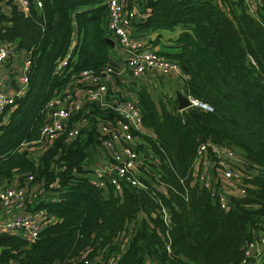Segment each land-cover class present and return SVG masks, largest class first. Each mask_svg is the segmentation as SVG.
<instances>
[{"label": "trees", "instance_id": "obj_1", "mask_svg": "<svg viewBox=\"0 0 264 264\" xmlns=\"http://www.w3.org/2000/svg\"><path fill=\"white\" fill-rule=\"evenodd\" d=\"M26 1L22 11L0 0V44L27 52L29 62L26 90L0 112L6 116L0 120V186L25 180L24 210L41 211L45 223L32 240L0 236V264H107L114 255L111 264H263L244 252L264 232V0H123L136 29L178 30L175 52L159 53L188 75L181 91L211 110L177 111L166 98L168 110L142 83L132 88L148 132L137 133L136 144L145 156L144 187L122 182L119 191L98 187L87 175L90 153H106L98 128L116 117L111 108L85 102L67 121L73 127L88 117L75 137L65 142L62 131L40 147L36 161L25 149L35 146L47 100L72 91L81 69L116 66L104 0ZM73 29L70 59L58 71ZM205 141L231 146L243 159L239 170L248 173L244 192L229 195L226 209L192 176L196 148Z\"/></svg>", "mask_w": 264, "mask_h": 264}, {"label": "built area", "instance_id": "obj_2", "mask_svg": "<svg viewBox=\"0 0 264 264\" xmlns=\"http://www.w3.org/2000/svg\"><path fill=\"white\" fill-rule=\"evenodd\" d=\"M16 9L25 11L26 0H12ZM38 5L39 2L36 1ZM107 9L105 18V30L114 37L119 49L121 69L116 66H105L100 70L92 68L81 69L77 74L72 91L67 90L64 94L57 95L47 100L43 105L44 122L38 129V137L35 145L47 147L63 131V140L69 141L78 133V127L87 124V118L82 117L78 125L67 127L69 117L80 111L85 102L94 103L98 108H111L116 116L114 120L100 122L98 131L104 135L103 148L109 152V160L98 164L93 169L90 182L98 187L110 185L119 191L122 182H128L137 188H143L144 182L139 179L142 162L145 159L137 148V133L148 134L142 130L140 113L131 98L122 97L121 94H109L105 98L109 81H120L126 88L123 95L132 88H136L135 81L144 76L155 77V72L171 73L177 80L183 83L188 75L182 72L175 61H172L159 52L148 47L146 43L138 40L132 33L134 20L133 9H126L123 0H104ZM248 12L253 13L254 1L247 2ZM12 49L0 44V65L11 54ZM70 53L66 54L57 62L56 69L61 71L67 65ZM28 61L24 65V74L19 79L26 83V70ZM124 75L126 78H122ZM129 83H128V81ZM14 95L5 96L0 93V112L9 106ZM189 103V107H197L202 110H211L209 105L191 96L183 94ZM243 159L231 146L226 143H213L209 141L198 144L193 160L191 172L199 185L208 189L210 195L218 203L219 207H228L229 195L226 194L212 177H221L224 181H232L235 184V192H244L242 183L248 178L246 171H240ZM215 172V173H214ZM218 173L219 175H217ZM31 176L27 177L30 180ZM26 189L24 185L7 184L0 187V205L5 213L15 212L11 219H3L0 224V232L17 231L24 234L25 238L32 240L38 234L45 223L44 216L39 211H25ZM162 220L168 222V214L164 208L160 209ZM245 258L259 260L264 264V232L255 236L254 241L247 245L244 252ZM118 255L111 257V264ZM242 260L240 264H244ZM83 264H93L85 262ZM101 264V263H97Z\"/></svg>", "mask_w": 264, "mask_h": 264}, {"label": "crops", "instance_id": "obj_3", "mask_svg": "<svg viewBox=\"0 0 264 264\" xmlns=\"http://www.w3.org/2000/svg\"><path fill=\"white\" fill-rule=\"evenodd\" d=\"M16 1V0H14ZM7 6V5H6ZM7 13H9V8L7 6ZM107 32V31H106ZM133 35L138 39L143 41L150 47L151 49L159 52L158 50V43L161 45L162 50L164 52H160L163 54L172 53L175 52V48L172 47V40L175 38V36L178 33L177 29L173 30H167V29H155V30H142V29H136L134 26L132 28ZM106 41L109 44V56L111 57L112 62L116 65L118 69H121L122 61L120 60V54L119 49L116 45L115 39L113 36L110 35V33L107 32ZM109 40V41H108ZM76 41V33L73 29L72 35H71V43L70 47L72 49L73 45ZM11 54L6 58V60L1 63L0 65V93H2L5 96L19 94L21 95L26 90V83L22 82L19 77L24 74V65L25 62L28 61V54L27 52L23 51H16L13 48H11ZM70 49V50H71ZM23 53V54H21ZM122 77V76H121ZM137 83L136 87L140 83H142L145 88L150 93L152 99L155 101V103H158L159 99L162 100L164 105L168 110H171L170 104L165 100L166 98L173 99L175 103V107L177 111H180L177 109V104L175 101L176 95L178 93L184 94L181 90L182 83L176 79L175 76L171 75V73H160L155 72V77L152 76H144L143 78L135 81ZM152 89V92L150 90ZM126 88L123 86L120 81L117 83L116 81H109L108 90L105 94V98L109 99V94L112 92L115 95L121 94L122 97L125 96L126 98H131L133 101H135V96L133 91L128 90L129 92L125 95H123L124 90ZM1 122H4L6 120L5 115H0ZM142 130H145L143 127H141ZM146 131V130H145ZM151 134V132H150ZM152 135V134H151ZM36 146V150L33 148ZM30 146L25 148V145L22 146L25 149L28 150L29 156L36 161L37 160V152H40L44 148V146ZM90 160L88 163V168L91 170L94 169L98 164L104 163L109 160V152L104 153H90ZM239 154V153H238ZM240 155V154H239ZM92 158V159H91ZM215 173V172H214ZM219 175L218 173H216ZM216 183H218L221 188L226 194L234 196L236 194L235 192V184L232 181H224L221 177H212ZM20 181H17L15 178L10 180L8 184H17L19 185ZM25 180L21 183L24 185ZM20 183V184H21ZM4 186V185H2ZM0 186V187H2ZM41 213V211H39ZM42 214V213H41ZM15 215V212L11 211L10 213H5L4 208L0 205V221L3 222V219H11ZM53 220L54 218H50ZM13 231V230H12ZM6 234H16L19 237L25 238L24 234L21 232L13 231V232H0V236H5ZM14 264V263H13ZM145 264H150L149 260L145 261Z\"/></svg>", "mask_w": 264, "mask_h": 264}, {"label": "water", "instance_id": "obj_4", "mask_svg": "<svg viewBox=\"0 0 264 264\" xmlns=\"http://www.w3.org/2000/svg\"><path fill=\"white\" fill-rule=\"evenodd\" d=\"M175 101H176L178 110H183L184 108L189 107V103H188L187 98L184 95H182L181 93H178L176 95Z\"/></svg>", "mask_w": 264, "mask_h": 264}, {"label": "rangeland", "instance_id": "obj_5", "mask_svg": "<svg viewBox=\"0 0 264 264\" xmlns=\"http://www.w3.org/2000/svg\"><path fill=\"white\" fill-rule=\"evenodd\" d=\"M2 9H3V11L4 12H7V6H6V4L4 3V2H2ZM70 49H71V47H70ZM70 49H69V51H68V53H70ZM158 50H159V52H164L163 50H162V47H161V45L158 43ZM21 54H23V53H21ZM122 78H126L124 75H122ZM128 81V80H127ZM128 83H129V81H128ZM150 90H151V92H152V89L150 88ZM35 150L37 149L36 148V146L35 147H33ZM87 175L89 176V177H91L92 175H93V168L89 171V172H87ZM0 224H1V221H0ZM9 232H13V231H9Z\"/></svg>", "mask_w": 264, "mask_h": 264}, {"label": "clouds", "instance_id": "obj_6", "mask_svg": "<svg viewBox=\"0 0 264 264\" xmlns=\"http://www.w3.org/2000/svg\"><path fill=\"white\" fill-rule=\"evenodd\" d=\"M181 111V110H180Z\"/></svg>", "mask_w": 264, "mask_h": 264}]
</instances>
